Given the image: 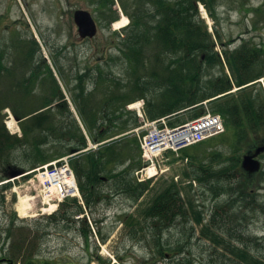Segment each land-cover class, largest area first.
<instances>
[{
    "label": "rangeland",
    "instance_id": "obj_1",
    "mask_svg": "<svg viewBox=\"0 0 264 264\" xmlns=\"http://www.w3.org/2000/svg\"><path fill=\"white\" fill-rule=\"evenodd\" d=\"M134 1L131 0L133 4ZM141 1L137 0L136 8H134L126 0V12L135 18V22L132 23L134 28L139 27L143 22L138 19L137 12ZM177 1L179 0H165L168 5H174ZM206 1L208 0H185V4L189 8V12L193 3L195 4V9H192L195 17L196 11L200 9V4L204 5ZM97 2L98 0H0V57L2 58L0 62V90L3 91L0 93V128L4 125L8 126L9 121H14V128L8 129L11 134L15 133L16 136L21 137L24 135V138L32 143L35 137L40 139L39 132L37 135L33 133L27 135L23 132L21 123L13 119L14 114L8 106L24 112L43 105L47 100L46 97L50 95L47 91V86L51 81L48 65L53 68L54 60L57 67V71L54 73L59 72L57 75L61 81L65 98L78 119L81 115L75 107L73 98L75 93L80 92L78 75L84 74L88 68L91 69L92 75L86 76L83 81L84 89L89 91L87 94H91L84 99H88L90 112L84 107L87 112L89 114L95 112L97 117H103L106 108H114L122 104L119 100L117 101V94L130 91L128 83L130 85L138 78L136 79V76L131 74V68L122 58L123 54L118 48L119 45L122 47V37L125 36L119 33H124V31L123 29L118 32L114 30L113 23L111 27L109 26V20L112 16L117 15L116 13H119V19L128 18V16L120 4L115 3L114 8L109 10L108 7L98 6ZM112 3L113 0H110V4ZM208 4L209 12L218 17L215 22L211 18L213 21L212 30L213 32L214 29L218 30V39H222L224 42L233 40L234 43L229 46L232 49L240 45L241 42L245 44L248 41V45L251 47L258 46L259 48L256 49L254 55H264V52H260L264 50V0H212ZM78 8L90 10L96 18L98 34L92 39H83L79 36V30L74 20V12ZM248 8L252 11L246 12L245 10ZM256 8L260 9L258 13L254 11ZM148 19L150 17L146 16L145 20ZM162 19L160 14L158 21ZM206 22L204 20L205 24ZM217 49H221L219 44ZM263 63L264 58L259 60L258 64L260 65L257 66L258 70H255L254 74L264 71V67L261 66ZM99 66L102 72L98 77L97 68ZM219 69L222 68L219 67ZM2 70L3 73H1ZM38 75L42 76L41 81H46L44 90L40 91L43 84L38 82L36 90L31 85L30 96H23L21 89L28 87L24 85L19 88L18 81L24 76L25 81L27 76L33 79L38 78ZM233 80L238 84L235 79ZM262 88L264 89V87ZM240 91L242 90H237V92ZM132 93L134 94L128 98H132L137 94V91ZM106 97L116 99V101L112 100L108 104L105 100ZM150 98H152L151 95L147 94L145 101ZM18 99L19 101H17ZM81 104H84V101ZM62 119L69 120L68 116L64 114L58 118L57 123H60ZM102 120L101 118L98 123H102ZM106 124L104 123V127H107ZM125 133L116 134L114 131H109L105 134L104 138L108 140L121 136L110 142L113 143L112 146H115L113 150L115 155L107 165L108 171L115 168L114 172H124L130 179L138 182L136 171L134 174L133 171L139 163L141 165L140 150L137 139L134 138L135 135L123 136ZM54 140L55 138L42 146L49 155L53 156L52 159L57 160V158L69 154V143L59 139H56L55 142ZM206 143L208 144L202 151H200L202 148H188L187 151L190 154L185 157L188 158V161L185 158L182 159L181 154L173 156L174 154L171 152L167 153L163 157L164 171H159V174L151 179L150 183L145 184L149 191L141 200L142 202L134 200L129 193H117L119 188L115 183L119 179L118 177L112 176V179L102 181L99 184L101 191L106 195L110 193V195L99 198L98 201L91 204V208L83 210L84 213L87 211L89 214L87 216L89 217L88 223L93 233V236H89V243L82 232L83 223L78 221V218H82L84 215L81 211L83 204L78 202V196L69 197V200L63 203L60 214L54 218L49 216L58 209L59 203L62 202L57 200L61 194L56 193L53 188L52 191L49 189L51 187L49 180L39 179L40 171L32 173L30 177L13 178L7 186L0 185V257L3 261H0V264H11L12 261L13 264H28L27 258L29 257H31V264H104L105 262L110 264H151L156 261H159V264L170 263L158 252L160 249L169 248L171 244L183 241L181 238L183 235L182 225L179 227L175 225L174 230L164 229L163 244H157V248H155L149 239L152 236L161 235L163 230L155 228L154 221L143 224L142 229L138 226V235L133 238L129 232L130 224L126 226L123 220L125 218L132 221L141 219L142 210L150 207L155 202V197L157 198L164 189L173 187V191L178 193H176L178 199L184 203L182 210L187 208L189 211L186 203L189 198L195 199L193 204L198 205L204 214V222L207 223L214 201L211 199L212 195L209 190H205L208 183L200 172H196L198 166L194 160L197 159V165L202 166L205 162H212L214 150H219L224 155L230 156L234 149L238 151H236V159L233 163L231 160L227 162L221 160L219 163L214 162L212 168L219 170L230 163L233 166L240 165L246 147L245 143L244 145L242 143L241 150L239 149V141H236L235 138V129L229 125H227L225 133L209 139ZM25 144H27L26 141ZM6 150H11V161L8 166L17 167V170L24 171L23 168L28 170L32 166L40 165L34 164L35 161L31 157L32 154L29 156L30 151L27 145H17L11 148L9 146ZM107 153L108 151L104 150V154ZM77 157L79 155L72 156L73 159ZM3 163H0V182L4 178L6 167H8L5 166L7 165L6 156H4ZM56 167L55 171H58V174L62 176L60 164H57ZM122 169L125 170L122 171ZM193 171H195V177L198 180L192 176ZM242 172L243 174H237V178L235 177L236 183L240 181L238 184H243V182L253 180L248 179L245 171L242 170ZM256 178H259L260 181V174L254 179ZM194 180L196 182L193 183ZM250 185L252 186V184ZM260 187L261 190H258V194L262 201L264 192L262 186ZM260 194H263L262 199ZM34 196L35 198H33ZM219 199L223 205L229 199L227 192ZM23 200L27 205L26 216H22L19 209L25 207ZM173 210L176 211L175 208ZM71 214L74 216L69 218ZM250 217L249 234L253 238L251 241L253 254L261 257L264 255V217L260 213L250 214ZM181 219L180 217L175 218L173 223L168 222V224L180 223ZM191 225L193 226V219ZM200 229L201 225L195 226L193 243H196ZM102 238H106V240L103 241ZM210 246L208 240L202 246L197 245V250L200 251L198 264L209 263ZM10 248L13 251L21 250V252L20 254H11L8 252ZM174 248L176 249V246ZM204 250H207V253H204ZM9 257L12 258V261ZM100 257L104 260L99 259Z\"/></svg>",
    "mask_w": 264,
    "mask_h": 264
},
{
    "label": "trees",
    "instance_id": "obj_2",
    "mask_svg": "<svg viewBox=\"0 0 264 264\" xmlns=\"http://www.w3.org/2000/svg\"><path fill=\"white\" fill-rule=\"evenodd\" d=\"M106 6L109 10H112L109 7L110 5L107 4ZM192 9H195V4L193 3L189 12L185 0H180L176 6H171V8H162L160 13L163 19L160 21V25L153 27L154 30L150 35L145 34V31H151L149 28H143L140 32H129L123 47L125 49L126 45V49L124 50L125 58L131 68V74L135 75L136 79L138 78L136 82L140 81L141 78L153 76V78H149L148 81L143 82L144 84H141L140 87L135 85V81L129 86L138 87L142 96L146 95L148 91H162L160 92L161 97L159 100L149 101L147 113L151 119L176 113V117L169 122L172 126L186 121L185 118L180 117V111L184 110L183 112L189 113V119L198 117L206 112V107L203 104L205 100L213 97L217 92H228L232 88L228 74L223 68L222 70H218L216 67L217 64L223 67V63L219 52L215 50V43L208 33L206 25L203 21L193 16L194 12ZM117 16H112L109 21L114 20ZM226 46H223V52L226 56L230 53L241 52L239 49L230 52L226 49ZM260 52H264V50ZM152 57H156L155 63L149 59ZM1 61L2 58L0 57ZM48 68L53 78V84L47 86V91L50 95L46 97L47 100L44 101L43 105H38L24 112L12 107L14 114L18 117L24 118L32 115L21 122L23 132L27 135L31 133L37 135L39 132L40 139L35 137L32 143L24 137L12 136L5 126L1 127L0 161H4V156L7 157V163L11 161V150L7 151V147L27 145L30 151L29 156L32 154L31 157L35 161L34 164L42 165L50 162L54 160L52 159L53 156L49 155L48 151L46 152V149L42 146L52 141L53 138L69 143V150L87 147V139L83 130L67 104L62 89L49 66ZM235 69H237L235 80L239 86L258 78L254 76V71L258 70V68L252 65L244 68L241 66L242 73H239L240 69L232 66L234 72ZM91 72V69H87L84 74L78 75L80 92L74 95V101L83 123L93 140H103L105 134L109 131L116 133L137 127L139 125V118L124 108L125 103L132 100L128 98L126 93L118 94L119 98L123 101L121 107L105 110L103 119L108 122V127L102 129L103 127L97 126L99 120L97 114L95 112L89 114L87 112V110L90 112L88 104H81V101L86 97L83 81L86 76L92 75ZM97 72L98 76H100L102 72L100 66L97 68ZM22 94L23 96H30L25 92ZM109 99L110 97L105 98L106 101ZM56 100H61L58 103L57 116L61 117L66 114L69 119L68 121L62 119L60 123H57L58 120H54V114L51 113L53 109H44ZM208 103L213 111L220 112L224 116L227 124L232 121V117L235 115L236 119H239L235 124L237 126L242 124L241 109L237 105L233 109L230 103H227V97L221 99L220 103L214 100H209ZM115 127L116 129H113ZM240 136L241 133H239ZM238 139L240 138H237V141ZM25 141L27 144H25ZM205 146L202 144L196 148H202L200 149L202 151ZM114 149L115 146L108 145L97 151L85 153L71 162L86 204L89 207L91 206L90 201L95 196L93 188L108 175L118 177L119 179L115 185L119 190L129 193L136 201L148 190V187L145 186L147 183L135 182L124 173L114 172L115 168L108 171L109 167L107 165L112 161L113 155H115L113 154ZM104 150H107L108 153L104 154ZM236 151L238 150H233V154L226 156L223 152L214 150V156L211 158L212 162H205L202 166L197 165V159L194 160L196 166H198L196 172H200L206 183H208L205 190H209L212 195L211 199L214 201L212 213L207 223L204 222V214L198 208V205L193 204L195 199H188L186 204H188L189 211L187 208L182 210L184 203L178 199V196H176L177 192L173 191V187L164 189L157 198L155 197L153 205L142 210L141 219H133V221L140 222L143 226V223H148V219L154 218L155 228L162 230L170 227L168 222L173 223L175 218L180 217L186 221L184 236L181 237L183 241L177 242L179 246L177 248L178 253L170 259V263L165 264H198L200 251L197 250V245H204L206 240L211 245L208 251V257L210 258L208 264H264V255L258 257L253 254L251 242L253 238L249 234L250 214L257 215L260 213L264 217V202L262 203L258 194L260 188L259 178L238 184L240 181L236 183L234 179L237 174H241L242 172L240 165L233 166L230 163V165H226L219 170L212 168L214 162L219 163L221 160L224 162L231 160L233 163L236 159ZM184 154L188 156L190 152L185 151ZM12 169L14 168L9 166L6 172L8 173ZM192 176L196 179L195 171H193ZM258 181L259 183H257ZM226 192L229 199L222 205L219 197ZM174 208L176 211L173 210ZM81 211H83V208ZM73 216L74 214H71L69 218ZM190 217L193 219V226L191 225L192 219ZM84 222L87 225V219ZM198 225H201L199 237L196 243H193L195 226ZM83 232L89 235L88 227L83 226ZM157 237H159L161 244H163V231ZM157 237L153 236L155 239ZM165 250L169 251L168 248ZM165 250L160 249L158 253L164 257ZM206 251L204 250V253H207ZM27 262L31 264V257L27 258ZM153 264L158 263L156 261Z\"/></svg>",
    "mask_w": 264,
    "mask_h": 264
},
{
    "label": "flooded vegetation",
    "instance_id": "obj_3",
    "mask_svg": "<svg viewBox=\"0 0 264 264\" xmlns=\"http://www.w3.org/2000/svg\"><path fill=\"white\" fill-rule=\"evenodd\" d=\"M263 54L249 55L248 59L260 60L263 59ZM248 61V60H247ZM246 66H250L246 64ZM259 78L249 87L240 91L239 94L234 95L232 101V108L237 105L241 109L243 117V127L241 136L239 137V147L241 149L242 143L246 149L242 155L240 164L241 170L245 171V175L252 177V173L246 171L242 167L243 158L246 155L255 156L260 161V186L264 192V71L259 73ZM263 82V86H262ZM263 91V92H262ZM240 98V100H237ZM260 102V103H259ZM233 124L236 122V115L232 117ZM237 130L235 131V135ZM259 150V152H257ZM243 174V172H241Z\"/></svg>",
    "mask_w": 264,
    "mask_h": 264
},
{
    "label": "water",
    "instance_id": "obj_4",
    "mask_svg": "<svg viewBox=\"0 0 264 264\" xmlns=\"http://www.w3.org/2000/svg\"><path fill=\"white\" fill-rule=\"evenodd\" d=\"M75 21L79 27V33L82 38L87 36H94L96 34V24L93 20L91 14L85 10H78L75 13ZM259 152V150L257 151ZM243 167L249 170L250 172H254L259 169V163L254 159L252 155H246L243 160ZM19 172H14L12 176L18 175Z\"/></svg>",
    "mask_w": 264,
    "mask_h": 264
},
{
    "label": "bare ground",
    "instance_id": "obj_5",
    "mask_svg": "<svg viewBox=\"0 0 264 264\" xmlns=\"http://www.w3.org/2000/svg\"><path fill=\"white\" fill-rule=\"evenodd\" d=\"M127 21H128V19L126 17H124L123 19L117 21L115 23L114 27L117 28V29L118 28H122L123 26H125L127 24ZM8 126H9L10 129H13L14 126H15L14 121H9ZM150 174H154V172H151ZM48 178L52 181V183H56L60 179V176L58 174H55V175L49 174ZM66 184H67L66 187L72 189V187L74 186V180L71 177H69L66 180ZM33 198H35V196ZM58 200H60V197H58ZM22 202H23V205H25V207L19 208L20 209V213H21L22 216H26L27 213H26L25 210H26L27 205L25 204L24 200Z\"/></svg>",
    "mask_w": 264,
    "mask_h": 264
}]
</instances>
